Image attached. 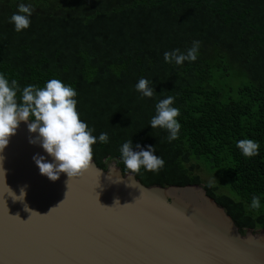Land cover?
Masks as SVG:
<instances>
[{
	"label": "trees",
	"instance_id": "obj_1",
	"mask_svg": "<svg viewBox=\"0 0 264 264\" xmlns=\"http://www.w3.org/2000/svg\"><path fill=\"white\" fill-rule=\"evenodd\" d=\"M21 3L33 12L17 33L9 19ZM193 41L195 62L164 61ZM0 74L21 90L50 79L73 87L80 119L109 137L92 146L98 167L112 160L126 172L119 149L129 139L134 151L153 146L165 164L134 174L142 184H204L203 174L240 229H264V0H0ZM141 78L152 98L135 91ZM169 95L181 124L171 143L150 126ZM241 139L257 141L259 155L242 156Z\"/></svg>",
	"mask_w": 264,
	"mask_h": 264
},
{
	"label": "water",
	"instance_id": "obj_2",
	"mask_svg": "<svg viewBox=\"0 0 264 264\" xmlns=\"http://www.w3.org/2000/svg\"><path fill=\"white\" fill-rule=\"evenodd\" d=\"M36 135L21 122L0 153L6 185L17 196L27 185L14 202L0 176V264H264V229H240L202 183L145 186L114 161L92 160L67 189L65 173L40 175L32 157L52 158L29 143Z\"/></svg>",
	"mask_w": 264,
	"mask_h": 264
},
{
	"label": "clouds",
	"instance_id": "obj_3",
	"mask_svg": "<svg viewBox=\"0 0 264 264\" xmlns=\"http://www.w3.org/2000/svg\"><path fill=\"white\" fill-rule=\"evenodd\" d=\"M32 12V5L23 3L18 5L17 11L9 19V23L14 25V30L17 33L30 27ZM199 47L200 42L193 41L186 53H182L180 49L167 51L163 56L164 61L166 63L174 62L177 66L182 65L185 61L195 62L198 58ZM135 91L140 94L141 98H152L155 95L150 86V81L144 78L139 79L135 85ZM76 96L77 92L73 87L58 79H50L43 87L28 85L21 90L17 80L13 79L9 82L3 74H0V153H3L10 138L15 135L19 124L26 122L28 132L37 134L35 139L29 138V143L39 144L44 152L52 158V162H48L44 156L38 154L32 157L40 175L45 176L51 182H55L61 173H65L68 177L66 182L68 189V182L72 178L82 175L93 167L92 146L98 142L102 144L109 142L106 132L100 133L97 138L92 134L94 129L89 128L80 119ZM174 101L175 97L171 95L159 100L155 104V115L150 120L152 129L160 128L167 131L166 139L169 143L178 139L181 128L177 119L180 110L172 106ZM135 147L139 150H133L132 141L129 139L119 149L120 159L126 172L140 174V170L143 168L146 172L158 173L164 167L163 158L154 154L155 147L148 146L146 150L141 149L139 144ZM259 147V143L252 139H241L236 143V148L245 158L259 155ZM4 159L5 157L0 155V176H3L4 179L5 193L14 202L23 203L27 185L20 188L18 196L6 185V173L3 168ZM128 178L131 183L126 186L135 188L131 177ZM66 195L67 192L65 197ZM129 205L124 204L123 207ZM113 206H120L118 199L114 201ZM250 207L252 209L260 208L259 196H253ZM54 209L55 207L51 208L47 214ZM24 210L30 212V216H45L30 210L27 204H24ZM14 217L19 218L18 215Z\"/></svg>",
	"mask_w": 264,
	"mask_h": 264
},
{
	"label": "rangeland",
	"instance_id": "obj_4",
	"mask_svg": "<svg viewBox=\"0 0 264 264\" xmlns=\"http://www.w3.org/2000/svg\"><path fill=\"white\" fill-rule=\"evenodd\" d=\"M110 162H112V160H106V161H104V163H105V165H108ZM115 162V161H114ZM201 178H202V182L205 184V183H212V184H214V180L212 181L209 177H207V176H205V175H203V174H201ZM215 179V178H214ZM216 180V179H215ZM217 181V180H216ZM217 183H218V181H217ZM203 184V185H204ZM222 189H225V188H223V187H220V190H222Z\"/></svg>",
	"mask_w": 264,
	"mask_h": 264
},
{
	"label": "flooded vegetation",
	"instance_id": "obj_5",
	"mask_svg": "<svg viewBox=\"0 0 264 264\" xmlns=\"http://www.w3.org/2000/svg\"><path fill=\"white\" fill-rule=\"evenodd\" d=\"M106 167V166H105Z\"/></svg>",
	"mask_w": 264,
	"mask_h": 264
}]
</instances>
